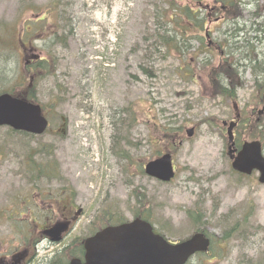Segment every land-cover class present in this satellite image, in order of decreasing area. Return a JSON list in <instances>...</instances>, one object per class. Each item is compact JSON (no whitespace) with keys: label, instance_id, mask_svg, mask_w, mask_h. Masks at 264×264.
Returning <instances> with one entry per match:
<instances>
[{"label":"rangeland","instance_id":"1","mask_svg":"<svg viewBox=\"0 0 264 264\" xmlns=\"http://www.w3.org/2000/svg\"><path fill=\"white\" fill-rule=\"evenodd\" d=\"M244 2L238 14L246 27H239L247 31L258 13L264 16V0ZM167 7L166 0H0V90L32 94L49 122L35 137L0 128V264L27 247L29 264L64 256L91 229L134 214L148 215L172 240L205 230L215 239L212 264H264V185L256 173L231 170L222 125L234 118L237 102L246 120L237 127L239 141L260 137L264 124L258 130L247 115L261 109L251 101L253 74L240 71L236 102L216 97L205 64L220 65L205 43L214 46L231 23L209 18L205 43L193 40L180 53L159 43ZM27 47L33 52L24 54ZM254 48L251 58L264 59V41ZM31 55L42 66L36 72L25 66ZM260 117L264 122V111ZM166 151L176 175L164 184L142 166ZM53 201L81 213L63 242L36 244Z\"/></svg>","mask_w":264,"mask_h":264},{"label":"water","instance_id":"2","mask_svg":"<svg viewBox=\"0 0 264 264\" xmlns=\"http://www.w3.org/2000/svg\"><path fill=\"white\" fill-rule=\"evenodd\" d=\"M226 123H224L225 125ZM231 122L227 128L229 154L236 152ZM0 126L15 131L40 135L48 123L39 105L10 95L0 96ZM192 134V129L188 130ZM232 169L246 175L259 173L258 182L264 185V157L259 141L244 142L236 156L232 155ZM144 172L150 178L163 183L170 182L175 173L171 155L166 153L148 162ZM208 240L202 234H195L188 241L171 246L152 232L151 226L139 219L116 227H108L85 241V262L78 259L69 264H183L196 251H205Z\"/></svg>","mask_w":264,"mask_h":264},{"label":"trees","instance_id":"3","mask_svg":"<svg viewBox=\"0 0 264 264\" xmlns=\"http://www.w3.org/2000/svg\"><path fill=\"white\" fill-rule=\"evenodd\" d=\"M180 1L182 0H166L168 7L161 14V17L163 16V22L161 23L166 27V32L159 37V43L169 50H176L181 53V47L185 46L184 50H189L190 48H188V46L193 40L201 42L202 44L205 43L202 32L207 31V29L205 30V26L209 22V18H211V21L213 19L218 22H230V30L220 34L222 39H220L218 44L214 42V46L212 43V46L207 47V43H205L207 52H209L213 58H217L218 61H216V64L220 65V67L213 68V66L205 64L206 62L200 66L202 67L205 64V66L208 67V72H206V74H208L207 79L209 80L208 82H210L209 85L214 90V95L216 97L222 96L221 98L232 101L237 100V90L243 85V81L239 79L238 72H244L246 68L251 70L254 77L253 82L255 89V94L253 95L254 97L251 98V101L256 103L255 105H264V59L259 60L251 58V55L257 51L254 48V43L258 44L264 41V34L261 33L264 32L263 14L258 13L253 23L255 26H249L250 28L246 31L244 28H240L241 26H245V24L240 23L239 20H242V18L238 14V9L240 7H245L244 5L247 4L244 0H212L211 3H213V6H209L210 8H208V6H202L203 0H183V4H180ZM260 10L262 12L264 11L263 5ZM260 20L262 22L258 24ZM25 31H27L26 28ZM249 34H251L252 37L249 38ZM224 48H226L225 51ZM246 53L247 56H245ZM237 54L240 56V60L236 62ZM229 55L232 56L228 58ZM33 67V70H37L42 66L33 65ZM185 67H189V64L185 65ZM187 72L190 73L188 77L192 80L195 79V76L191 75L189 69ZM223 75L225 77H223ZM229 77L233 78L231 82H228ZM215 88L218 90L217 94H215ZM10 94L13 96L15 95L13 92H10ZM23 98L27 101L37 102L34 101V96L32 94L26 95ZM246 106L250 107L251 104L247 103ZM250 123L256 126L258 130L263 124L262 122H258L254 117L251 118ZM168 131L171 133L170 130ZM19 134L35 137L34 135L24 133ZM260 134V136L263 137L264 130L260 132ZM158 154L159 152H156L155 157L158 156ZM119 155L121 157L122 154ZM141 218L143 217L141 216Z\"/></svg>","mask_w":264,"mask_h":264},{"label":"flooded vegetation","instance_id":"4","mask_svg":"<svg viewBox=\"0 0 264 264\" xmlns=\"http://www.w3.org/2000/svg\"><path fill=\"white\" fill-rule=\"evenodd\" d=\"M30 63H32V61H30ZM3 68H6V66H3ZM238 114L240 115V118H241L242 114L239 112H238ZM56 210H58V212H60V213L58 215V218L56 217V220H55V215L53 217V213L56 214L57 213ZM47 212L49 213V215H48L49 219L44 220L43 225L40 226L38 242L44 241V242H47L49 244L51 239H54L58 236L56 231H51L50 235H49L48 233H49L50 228H52L53 226H57L58 230H62V233L59 235V238H62L61 242H63L64 239L67 238V236L73 232L75 222L78 220L79 215L81 213V210L80 209L78 210L77 208L76 209L73 208V205H70V204H66L63 206L49 204V208L47 209ZM105 223L109 224L110 219L108 221H106ZM110 225L115 226L113 223L109 224L108 226H110ZM108 226H106V227H108ZM97 229H99V228H97ZM153 230L157 234L161 233V231L156 229V227H154V226H153ZM98 231L99 230L95 231L93 234H95ZM160 235H162L167 240V242H169L171 244H176V243L181 242V240L173 241V240L167 239L163 234H160ZM205 235L210 241L208 251L207 252H201V253H195L192 257H190L188 259L186 264H208V263H206V261L208 262V260H212L213 258H215V259L217 258L216 254L214 253V247L215 246L213 247V245L215 243V239L211 238L207 234H205ZM81 245H78V243H76L74 241L71 245L65 247V249L63 250L66 252V253L64 252L65 253L64 256L60 252H57L56 254H53L52 258H49V260L46 259V262H44L42 264H68L69 261L72 259H79V260L83 261V255L85 253L83 242H81ZM217 246L219 248H222L221 240H217ZM76 249H77V251H76ZM30 251L31 250L29 248H26L24 251H22L20 253V255H18V257L14 258L11 261V263L29 264V262L31 260V254H30L31 252ZM58 257H60L62 259H60Z\"/></svg>","mask_w":264,"mask_h":264}]
</instances>
